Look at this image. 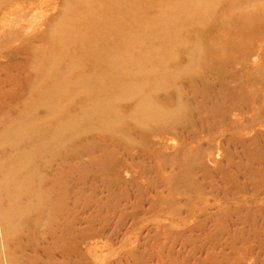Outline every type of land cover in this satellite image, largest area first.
Masks as SVG:
<instances>
[{
	"label": "rangeland",
	"instance_id": "obj_1",
	"mask_svg": "<svg viewBox=\"0 0 264 264\" xmlns=\"http://www.w3.org/2000/svg\"><path fill=\"white\" fill-rule=\"evenodd\" d=\"M99 1L0 0V264H264V0H210L209 20L199 0H158L147 18H170L105 61L77 40L53 53ZM115 53L176 75L154 96L163 119L146 121Z\"/></svg>",
	"mask_w": 264,
	"mask_h": 264
},
{
	"label": "bare ground",
	"instance_id": "obj_2",
	"mask_svg": "<svg viewBox=\"0 0 264 264\" xmlns=\"http://www.w3.org/2000/svg\"><path fill=\"white\" fill-rule=\"evenodd\" d=\"M157 1L158 0H100L93 7L90 6L86 10L83 8V12H81V14L78 15L76 19H73L74 22L72 24H61L57 34L53 36L54 39L49 47L53 53L60 55L67 50L66 48L68 47V41L77 40L79 43V45L77 46L78 51H80V54H82L83 57L87 58L90 63L91 58L96 61H105V59H101L105 57L104 52L107 51L108 48L119 47L120 45H122L121 43L123 39L129 37V35L132 33L135 34L138 27L144 20L156 18L155 16H152L150 18L147 17L149 15L148 10L150 9V7H152V5H155ZM189 2L191 1L185 0V2L183 3ZM214 7L215 6H213V3L210 0H199L197 4L199 12L197 11L194 17L198 16L197 18H199L203 16L204 18H206L205 20H209L212 18L211 15L213 13ZM224 14L225 13L219 14L217 19L225 21L226 18L224 17ZM207 16H210L211 18ZM157 18H161V20H163L170 17L166 16L165 12L162 15H158ZM197 18H186L185 21L190 22L189 24L193 25L196 24ZM212 19H216V17L214 16ZM252 19L258 21L259 19H261V16L259 14H253L251 15V20ZM154 21L155 20L149 22L151 23ZM262 23L264 25L263 21ZM240 25L243 30L255 32L259 31L258 26H260L257 25V23L250 24L249 21H241ZM262 27L263 26L261 25V28ZM91 36H93L92 42ZM86 38H89V40H87ZM163 57L160 56L155 58L163 60ZM169 57L172 61L177 60V57L172 53L169 54ZM150 60H152V58L149 59V62ZM119 61L121 65L118 69V73L130 79L125 84V90H127V92L130 91L131 96H133L136 102L140 106L146 108V121L150 123L163 119L165 115L162 112L161 107L157 106V101H155L154 96L160 90L170 87L173 84L176 75L168 73L167 68L163 66H160L155 70L152 69L151 71H147L148 65H144L145 67L143 68H136L135 65H133V58L125 60L119 53H115L108 58L109 64ZM38 62L39 61L37 60V65ZM37 65H35L36 69L38 68ZM46 66L54 69L56 67V62L53 63V61H48L46 63ZM97 69L100 70L101 74L103 75L106 73V70L100 66ZM54 91H56L58 94L64 93V89L61 84L57 85L56 88L54 87ZM83 93L86 94L87 90L84 89ZM122 97L124 96H119L115 99L119 100ZM43 102H46L51 106V110L53 113L52 115L55 118L59 116L62 110H64L61 104H57L54 101L47 102L45 98ZM175 114L177 113H174V116L172 118L177 116H175ZM180 115L181 114H179L178 116L179 118ZM104 125V127L110 131L111 124L104 123ZM25 127L26 126L24 125V123H22L18 127V129L11 134L10 139L16 138V136L21 135L22 132H25ZM25 165L26 166H24L23 169L28 170V163H26ZM31 177H34V173H32ZM42 189L44 190L45 188L42 187Z\"/></svg>",
	"mask_w": 264,
	"mask_h": 264
}]
</instances>
